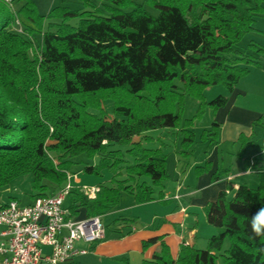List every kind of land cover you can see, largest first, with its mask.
<instances>
[{"label": "trees", "instance_id": "trees-1", "mask_svg": "<svg viewBox=\"0 0 264 264\" xmlns=\"http://www.w3.org/2000/svg\"><path fill=\"white\" fill-rule=\"evenodd\" d=\"M22 1L17 13L0 0V191L31 175L32 199L53 195L67 182L72 158L98 157L99 164H85L83 172L102 176L108 170L111 181L98 185L95 198L73 188L67 198L72 217L81 209L89 218L102 217L123 193L138 205L153 201L155 187L167 178V155L136 139L151 130H178L184 150L191 148L194 120L228 102L225 95L207 101L205 90L222 85L232 93L259 65L248 49L263 51L252 43L245 51L236 46L264 16V0H147L158 16L141 5L129 10L132 0H85L91 9L57 6L45 16L33 0ZM17 18L22 32L15 30ZM35 34L41 35L39 47ZM187 96L199 108L183 120ZM106 100L114 103L112 118L104 112ZM219 129L212 122L202 140L216 143ZM240 142L244 150L253 144L244 136ZM115 145L130 146L131 160ZM211 166L196 167V174ZM255 169L256 188L235 189L229 182L204 207L207 222L218 229L206 249L183 244L174 257L154 237L143 242V250L160 241L161 249L142 264H217L219 257L224 264H264V237L249 228L251 216L264 206V148ZM220 177L218 170L212 179ZM227 239L230 246L223 250Z\"/></svg>", "mask_w": 264, "mask_h": 264}, {"label": "crops", "instance_id": "crops-1", "mask_svg": "<svg viewBox=\"0 0 264 264\" xmlns=\"http://www.w3.org/2000/svg\"><path fill=\"white\" fill-rule=\"evenodd\" d=\"M248 35L251 37V43L257 44L258 48L263 50L261 53L250 50L256 56L259 65L250 67L249 74L240 80L232 93L228 94L225 90L220 94L227 96L228 102L225 107L216 112L214 117L220 124L218 141L205 144L207 146L204 147L206 149L203 151L204 155L200 158L193 157V160L186 164L187 167L184 170L186 169L187 172L184 177L181 174L182 171L179 172L183 180L175 185L173 191L168 190L163 183L162 186L155 187L154 200L141 206L154 211L151 213L149 222L146 223L149 224L146 230L150 229L151 231H142L136 224L139 205L134 203V205H128L127 208L124 207L125 209L111 210L102 216L101 220L112 215H120L126 209H132L136 217L131 219L121 215L115 219L111 223V228H108L110 231L105 230L104 239L98 243L90 245L78 242L76 244L78 249L87 250L86 245H89L93 251L88 252L87 250L85 255L77 256L69 264H92V262L98 261L101 264H142L144 260L152 259L153 255L161 249L160 241L144 251L143 242L148 239L160 237L170 247L171 253L178 255L181 245H190L194 248L198 244L204 246L217 233L216 228L207 222L204 207L217 199L220 192L227 190L229 182L235 189L240 185L249 187L248 177L251 172H254L258 178L255 164L263 159L264 147L259 153L251 152L249 157H243L244 154L241 150L240 154L238 152L239 147L241 148L240 137L252 136L254 138L253 136L257 135L258 125L264 123V16L256 18L254 30ZM206 100L208 101L207 98ZM175 131L178 130H173V132ZM144 138H150V136L144 134L136 140L141 141ZM224 146L225 149L222 152L228 151L227 163L225 162L226 158H221V148ZM195 153L196 149L192 155L194 156ZM237 154L240 157L237 158ZM173 161L177 165L180 162L179 157L174 158ZM207 162L212 165L209 172L197 175L195 168L204 166ZM224 164L236 165L235 171L225 177L221 176L216 181L213 180V174L222 170L221 166ZM225 167L227 166L225 165ZM176 171H179L178 167H176ZM98 185H92V187H98ZM230 194L233 196L234 193ZM11 199L20 202L17 198ZM11 199L0 201V203L6 204ZM32 200L31 198L26 204L31 203ZM67 204L65 203L66 206H68ZM85 217H87L86 211L81 209L77 218ZM157 222L161 224L155 226Z\"/></svg>", "mask_w": 264, "mask_h": 264}, {"label": "rangeland", "instance_id": "rangeland-1", "mask_svg": "<svg viewBox=\"0 0 264 264\" xmlns=\"http://www.w3.org/2000/svg\"><path fill=\"white\" fill-rule=\"evenodd\" d=\"M33 1L35 3L37 13L39 15H42V16L47 15L54 7H57V6H68L73 10H89V9H91L90 5L84 3L85 0H33ZM91 1H92V3H94L96 5H100L101 2L107 3L105 0L104 1H102V0H91ZM132 1L134 2V5L132 7H130L129 10H131L135 5H141L148 12H150L152 15L158 16V14H159L158 10L156 8H154L153 6H151L147 2V0H132ZM23 4H24V2L22 0H17L15 2H13L12 4H8V5L12 8L13 11L17 12L22 7ZM18 18H19V16H18ZM18 18L16 21L15 30L18 32H22L24 25H23L21 19H18ZM71 23L73 25H75L77 23V21L73 20ZM248 34L236 46L237 50H241V51L247 50V48L249 47V44L251 43V41H250L251 37ZM32 39L34 41L35 47H39V44L41 41V35L35 34L32 37ZM249 50L254 51V49H248V52H249ZM225 90H226V92H228L227 89L222 85L213 86V87H211L210 90H207V91L205 90V96L208 99V101H211L212 99L216 98L218 95L222 94V92H224ZM229 93L230 92H228V94ZM113 106H114V103L112 100H106L104 102L103 109H104L105 114L109 118H112L114 116ZM198 108H199L198 100L192 96H187L185 99L184 111H183V115H182L183 120L184 119H191L192 117H194L197 113ZM90 111L97 114V115H100L102 113L101 110H90ZM217 111H214L208 107L204 111V113L202 115H200V117H198L194 120L193 130L195 131L196 140H195L194 145L191 148L186 149V150H184V148H183L182 134L179 131L173 132V130H171V129H156V130H151V131L145 133L148 136H150V138H144L142 140L143 146L148 147V148H158V147L162 148L163 152L167 155V167H166L167 178L163 181V183L165 184V186L167 187L168 190L173 191V188L175 187V185H177L179 181L183 180V177L187 172L186 169L184 170V168L187 167L186 164L188 162L193 160V157L200 158L204 155L203 151L206 150L204 147L207 146L205 144H207V143L212 144L211 142L202 140V134L205 132V130H210L212 122H214V121L217 122L214 118ZM263 125H264V123H263ZM263 125L262 124L258 125V127H257L258 129L256 130L257 135H254L253 136L254 138H252V136L247 137V138H251V140L253 141L252 145L246 147V149L244 150L242 144H240L241 148L239 147L238 153L240 154V150H241L242 153L244 154L243 157L244 156L249 157L251 152L259 153L260 151H262V148L264 147V144H263L264 140L262 141V139L264 137V126ZM129 147L130 146H117V145H115L113 148L122 150V152L125 153V159L130 161L131 160L130 156L126 154V150ZM175 149H176V151H175ZM195 149H196V153L193 156L192 153L194 152ZM224 149H225V146L221 148V158L222 157L226 158L225 162L227 163V161H228L227 152L228 151L225 150V153L222 152ZM176 157H179V160H180V162L177 163L178 166L173 161L174 158H176ZM236 157L238 158L240 156L237 154ZM99 161L100 160L98 157H96L94 159H88L85 155H80V156H76V157L72 158L73 163L71 165V169H70V173H69L70 184H72V186L74 185L76 187H84V185H86L85 187H92V185L97 186L99 183L110 182L112 175L109 173L108 170H103L102 176L95 175V174H87V173L83 172V167L85 164L97 165V164H99ZM225 165L227 167H225ZM176 167L179 168V171H176ZM221 169H222V170H220L221 176L225 177V175L230 174V173L235 171L236 165L229 166L228 164H224V166H221ZM195 170H196V168H195ZM180 171H182L181 174L183 177L182 176L180 177V175H179ZM248 178L250 180V182H248L249 183L248 185H250L249 187L250 188H256L258 186L259 179L255 175V173L251 172ZM251 180H252V182H251ZM31 182H32V176L31 175L21 176L15 180H13L7 187L3 188L0 191V201L3 202L5 200H9L11 198H17L20 200V202L22 204L28 203L29 200L31 199V195L33 194ZM149 182H150V180H149ZM229 197H232V194H229ZM66 203H68V202H66ZM134 203L136 204L135 198L132 194L123 193L121 196L119 204L113 209V211L123 209L124 207L127 208L128 205H131V204L134 205ZM143 205L144 204L139 205L140 207L138 206L139 211L137 214L138 218H137L136 224L139 227V229H141L142 231L150 232L151 231L150 229L146 230L149 227L148 226L149 224H146V223L149 222L150 217H151V213H153L154 211L151 209H147L146 207H141ZM121 215L128 217V218H131V219H134L136 217V214H134V211H132V209H126L120 215H112L108 218L107 217L103 218L102 223L105 227V230L110 231L109 230L111 228L110 226H112L111 223L115 219L120 217ZM159 224H161V223L157 222L155 226H158ZM216 230L218 233L217 228H216ZM199 245L200 244H198L196 246L197 249H205L208 245V241L206 242V244L204 246H201V245L199 246ZM229 246H230V240L227 239L224 243V249L223 250H225ZM86 249L88 250V252L93 251L89 245H86ZM176 255L177 254H173L174 257H177ZM92 264H101V263H100V261H98V262H92ZM217 264H224L222 257H219L217 259Z\"/></svg>", "mask_w": 264, "mask_h": 264}, {"label": "built area", "instance_id": "built-area-1", "mask_svg": "<svg viewBox=\"0 0 264 264\" xmlns=\"http://www.w3.org/2000/svg\"><path fill=\"white\" fill-rule=\"evenodd\" d=\"M12 4L13 0H4ZM67 182L53 195L36 197L29 204L12 199L0 209V264H69L105 237L101 217H72L65 205L73 189ZM95 198L98 187H84Z\"/></svg>", "mask_w": 264, "mask_h": 264}, {"label": "clouds", "instance_id": "clouds-1", "mask_svg": "<svg viewBox=\"0 0 264 264\" xmlns=\"http://www.w3.org/2000/svg\"><path fill=\"white\" fill-rule=\"evenodd\" d=\"M250 231L257 237H264V206L258 208L249 220Z\"/></svg>", "mask_w": 264, "mask_h": 264}]
</instances>
